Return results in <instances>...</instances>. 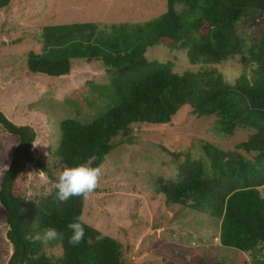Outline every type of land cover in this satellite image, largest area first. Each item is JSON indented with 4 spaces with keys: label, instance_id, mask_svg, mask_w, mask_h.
Returning <instances> with one entry per match:
<instances>
[{
    "label": "trees",
    "instance_id": "trees-1",
    "mask_svg": "<svg viewBox=\"0 0 264 264\" xmlns=\"http://www.w3.org/2000/svg\"><path fill=\"white\" fill-rule=\"evenodd\" d=\"M176 3L191 14L187 25ZM247 24L246 33L242 25ZM26 35H37L41 41L40 51L30 49L25 54L30 72L60 77L71 73L74 58L99 61L108 82L87 80L69 98L90 103L88 95L93 92L92 97L107 99L109 106L89 121L78 118L77 110L75 119L60 120L52 169L35 160L31 147L36 132L29 126L16 127L0 111L1 125L19 137L0 180V206L13 246L7 264H122L121 242L87 223L84 241L69 245L66 225L82 215L85 197L74 196L60 204L53 187L38 201L28 199L19 175L25 177L26 163L37 162L56 181L54 174L74 162L102 159L118 136H131L133 125L167 124L186 105L198 118L214 116L212 130L221 138L241 128L253 132L229 150L198 140V155L160 146L175 164V177L170 183L158 179L157 191L168 206L212 218L218 225L219 245L237 253L232 263L207 261L197 252L199 245L170 244L160 255L166 264H264V197L258 190L264 185V0H166L164 12L143 22L45 25ZM155 45L185 48L191 64L237 62L241 72L229 83L219 68L178 71L171 61L147 56ZM48 226L63 231L65 238L48 245L33 239ZM57 245L61 255L47 254V246Z\"/></svg>",
    "mask_w": 264,
    "mask_h": 264
},
{
    "label": "rangeland",
    "instance_id": "rangeland-1",
    "mask_svg": "<svg viewBox=\"0 0 264 264\" xmlns=\"http://www.w3.org/2000/svg\"><path fill=\"white\" fill-rule=\"evenodd\" d=\"M181 3L175 4L183 15L185 25L191 14ZM166 9V0H0V111L16 127L29 126L36 132L31 149L35 160H42L52 169V149L59 138L62 118L89 121L109 106L103 97L88 95V101H71L69 95L87 80L108 82L99 61L86 62L74 58L69 75L49 77L26 68L25 54L40 51L39 36H25L45 25L73 22H95L111 25L121 22H143L159 16ZM249 25H242V30ZM21 41H15L17 38ZM149 58L171 61L178 71H199L219 68L227 82L241 72L237 62L191 64L185 48L155 45L147 51ZM66 103V104H65ZM74 109L71 111V109ZM214 116L196 117L191 107H181L167 124H135L128 139L118 136L115 147L93 167L102 166L99 191L84 198L82 215L87 224L121 242L122 264H166L160 255L170 244L199 245L197 252L207 261L213 259L232 263L237 250L219 245L218 225L209 216H198L179 205L168 206L157 191V180L170 183L175 177V164L160 146L172 151L189 149L198 155V140L213 142L223 150L234 147L253 132L241 128L228 138L219 137L212 130ZM19 137L0 123V180L8 168L11 154ZM198 159L203 160L201 156ZM205 163V162H204ZM208 166V165H207ZM209 170V167H205ZM21 188L28 199L40 200L54 187L37 162L25 164ZM58 177V174H54ZM264 197V185L258 188ZM201 223L199 226V219ZM4 211L0 206V264H7L13 250L6 236ZM204 246V247H200ZM47 254L59 256L60 246L46 248Z\"/></svg>",
    "mask_w": 264,
    "mask_h": 264
},
{
    "label": "clouds",
    "instance_id": "clouds-1",
    "mask_svg": "<svg viewBox=\"0 0 264 264\" xmlns=\"http://www.w3.org/2000/svg\"><path fill=\"white\" fill-rule=\"evenodd\" d=\"M95 157L88 159L83 163L74 162V166L64 167L60 171L54 187L56 189L55 199L64 204L74 196L87 198L99 187V181L102 176V166L93 167ZM87 223L83 215H78L66 225L70 235L67 236L69 245L75 247L80 245L85 238V224ZM65 233L55 227H45L42 233H37L34 240L40 241L43 245H48L55 240H63Z\"/></svg>",
    "mask_w": 264,
    "mask_h": 264
}]
</instances>
